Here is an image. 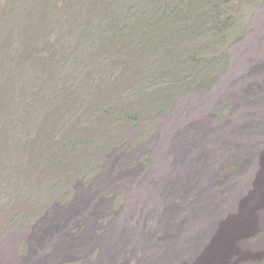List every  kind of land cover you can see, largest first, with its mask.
<instances>
[{"label":"rangeland","instance_id":"374dc122","mask_svg":"<svg viewBox=\"0 0 264 264\" xmlns=\"http://www.w3.org/2000/svg\"><path fill=\"white\" fill-rule=\"evenodd\" d=\"M180 2L0 0V264H264V0Z\"/></svg>","mask_w":264,"mask_h":264},{"label":"trees","instance_id":"16d2710c","mask_svg":"<svg viewBox=\"0 0 264 264\" xmlns=\"http://www.w3.org/2000/svg\"><path fill=\"white\" fill-rule=\"evenodd\" d=\"M229 1L231 0H224V1L223 0H181L180 2L181 5H178L173 8H162L161 9L157 7H145V8L139 9L136 12L137 13L136 16L135 14L133 15L135 16V20L137 21L135 25H137V27L139 28L132 29L134 31H137L138 33L140 32V34L138 35L140 39L139 50L142 49L140 51L145 52V53L157 52V50L161 48L159 45V42H157V40L155 41V38L149 35V33L155 34L159 32L161 37L164 39L163 42L167 44L168 42L172 41V37H173L172 35H173V32L175 31L174 28H177V27L183 28L181 27V25L185 22L190 21L192 17L196 21H199L201 18H203V20L205 19V21H203V24L201 26V29H203L204 31V33L201 32L202 35H206L207 32H210L211 26H214L217 32H224V30H228L227 23H226L227 21L226 20L223 21V16L225 12L221 13L224 9H221V11L218 14H214L211 12H207L205 10V7L207 6L206 4L208 3L211 4L214 2H216L220 7L222 3L225 4V3H228ZM216 9L217 8H215V10ZM221 15H222V18H221ZM129 16H132V14H130ZM207 22L208 24H206ZM108 27H109L108 33L112 32L110 33L112 36V39H115V40L120 39V37L117 39L118 36H116L118 35L117 29L119 28V24L118 23L109 24ZM151 28L158 29V30L155 32H152ZM222 36L223 35L219 37L221 38ZM43 48L44 50L47 48H48L47 50L51 49L48 46V44L44 45ZM175 51L176 50L174 49H170L167 52V55L173 54ZM195 55L196 54L189 56L191 60V65L195 62L194 61ZM143 56L148 57L147 54H143ZM52 62L53 60L51 56H47V58L44 60V65L46 69L49 70L51 66H53ZM204 82H206V80L200 82V84ZM45 83L46 82H44L40 78L36 82L29 83V86L32 89H35L36 86H39V87L45 86ZM58 88H59L58 86L54 88L56 89V92H62L63 89L59 88V90H57ZM0 89H2V92H0V96H3L4 94L5 96L7 95L11 96L8 94L9 92L4 90L5 89L4 83L2 84V87H0ZM15 90L18 91L17 88H15ZM18 170H19V167H15L13 172L18 171ZM51 209L52 207L48 206L47 209L42 213L40 217H38L36 221L39 222L45 213L51 212Z\"/></svg>","mask_w":264,"mask_h":264},{"label":"bare ground","instance_id":"6f19581e","mask_svg":"<svg viewBox=\"0 0 264 264\" xmlns=\"http://www.w3.org/2000/svg\"><path fill=\"white\" fill-rule=\"evenodd\" d=\"M229 228H231V227L229 226ZM227 229H228V228H227ZM222 234H223V233H222ZM224 234H225V233H224ZM224 234H223V236H225ZM226 235H228V234H226Z\"/></svg>","mask_w":264,"mask_h":264}]
</instances>
